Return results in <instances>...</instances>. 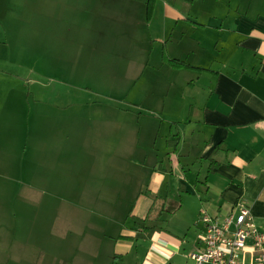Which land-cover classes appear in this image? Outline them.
I'll list each match as a JSON object with an SVG mask.
<instances>
[{
  "label": "rangeland",
  "instance_id": "obj_1",
  "mask_svg": "<svg viewBox=\"0 0 264 264\" xmlns=\"http://www.w3.org/2000/svg\"><path fill=\"white\" fill-rule=\"evenodd\" d=\"M146 2L53 0L45 12L44 0H0V231L30 224L31 231H55L60 220L68 231L122 229L140 191L131 154L141 145L146 164L159 165L170 127L175 131L160 103L167 92L173 99V79L159 72L160 48L151 42L163 13L156 32L147 29ZM170 2L155 4L186 5ZM58 23L62 31L49 35ZM46 149L55 155L45 157ZM198 152L186 147L185 174L201 168ZM45 159L50 178L29 198L30 166ZM166 222L153 224L165 229Z\"/></svg>",
  "mask_w": 264,
  "mask_h": 264
},
{
  "label": "crops",
  "instance_id": "obj_2",
  "mask_svg": "<svg viewBox=\"0 0 264 264\" xmlns=\"http://www.w3.org/2000/svg\"><path fill=\"white\" fill-rule=\"evenodd\" d=\"M180 1L186 5L163 3L159 10L155 4L149 22L144 15L143 26L156 32L153 23L163 13V25L151 42L160 48L159 72L173 79V99L167 92L160 103L175 131L170 127L172 138L164 141L159 165L146 164L149 151L141 145L131 154L140 191L122 229L68 231V222L60 220L55 231H31V224L28 231L2 230L0 264H194L188 256L203 247L201 215L221 220L239 202L250 208L264 232V0ZM44 2V11L50 12L47 2L53 0ZM57 9L64 11L61 1ZM59 24H50L48 34L61 32ZM163 56L189 68L175 69ZM186 147L199 148L201 168L189 175L182 159ZM55 153L46 149L45 157ZM52 170L46 159L30 166L29 198ZM164 217V231L150 235L135 224L147 219L148 228L159 227L153 223ZM110 222L118 224L115 218Z\"/></svg>",
  "mask_w": 264,
  "mask_h": 264
},
{
  "label": "built area",
  "instance_id": "obj_3",
  "mask_svg": "<svg viewBox=\"0 0 264 264\" xmlns=\"http://www.w3.org/2000/svg\"><path fill=\"white\" fill-rule=\"evenodd\" d=\"M203 247L190 253L194 264H264V232L254 222L250 208L239 202L223 219L201 215Z\"/></svg>",
  "mask_w": 264,
  "mask_h": 264
},
{
  "label": "trees",
  "instance_id": "obj_4",
  "mask_svg": "<svg viewBox=\"0 0 264 264\" xmlns=\"http://www.w3.org/2000/svg\"><path fill=\"white\" fill-rule=\"evenodd\" d=\"M155 1L156 0H147V2H146V5H145V18H146L147 22H149L152 19V16H153V13H154ZM167 1H169V0H167ZM185 1L193 2L194 0H185ZM163 60L166 61L171 67H173L175 69L189 68L188 66H186L184 64H179L177 62L167 61L164 56H163ZM147 221H148L147 219L146 220H136L135 224L137 225V227L139 229L144 231V233H147L149 235L152 234L155 231H164L160 227L148 228L147 225H146Z\"/></svg>",
  "mask_w": 264,
  "mask_h": 264
}]
</instances>
